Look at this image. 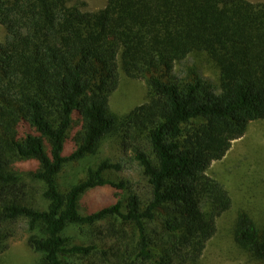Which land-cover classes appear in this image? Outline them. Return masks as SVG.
<instances>
[{"label": "trees", "instance_id": "obj_1", "mask_svg": "<svg viewBox=\"0 0 264 264\" xmlns=\"http://www.w3.org/2000/svg\"><path fill=\"white\" fill-rule=\"evenodd\" d=\"M70 2L0 0V259L22 224L37 264H206L233 206L209 170L264 121V3L107 0L84 11ZM193 53L215 63L217 84L176 74ZM120 70L148 86L120 125L139 179L103 160L62 192L65 167L95 154L117 125ZM72 225L86 239L74 241ZM230 229L247 259L264 264L251 215L241 211Z\"/></svg>", "mask_w": 264, "mask_h": 264}, {"label": "rangeland", "instance_id": "obj_2", "mask_svg": "<svg viewBox=\"0 0 264 264\" xmlns=\"http://www.w3.org/2000/svg\"><path fill=\"white\" fill-rule=\"evenodd\" d=\"M264 3V0H249ZM107 0H71L70 6L79 5L84 11H96L106 6ZM7 38V29L0 24V41ZM120 84L110 97V108L117 119V125L101 140L95 154L87 156L77 163L68 164L59 175L62 192H66L71 183L85 176L89 166H97L103 160L121 163L127 169L128 176L137 181L139 171L134 164H127L124 154L121 123L136 107L147 100V81L142 76L132 78L120 70ZM177 75L188 78L195 72L201 73L214 83H218L220 74L215 63L205 53H193L177 64ZM250 131L239 142L232 144L224 159L215 161L209 175L222 182L233 198V206L219 220L218 234L210 241L205 260L206 264H257L251 262L236 247L231 235V221L241 211L248 212L256 221L260 231H264V121L255 120L250 124ZM105 187L99 193H107ZM94 195V194H91ZM68 235L76 242L85 238L84 231L76 225L68 229ZM31 233L22 224L17 235L11 240L9 250L1 257L0 264H37L41 255L28 244Z\"/></svg>", "mask_w": 264, "mask_h": 264}, {"label": "crops", "instance_id": "obj_3", "mask_svg": "<svg viewBox=\"0 0 264 264\" xmlns=\"http://www.w3.org/2000/svg\"><path fill=\"white\" fill-rule=\"evenodd\" d=\"M255 121V120H254ZM253 121H251L250 123H249V126H248V128H247V131H246V133L248 132V131H250V124L252 123ZM246 133H245V135H246ZM244 138V136L243 137H241V138H239V139H237V140H235L234 142H233V144L235 143V142H239L238 144H239V148L238 149H241V147H242V142H240V140H242Z\"/></svg>", "mask_w": 264, "mask_h": 264}]
</instances>
